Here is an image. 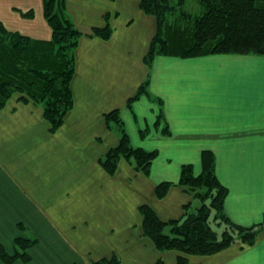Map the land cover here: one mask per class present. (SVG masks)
<instances>
[{
    "label": "crops",
    "instance_id": "crops-1",
    "mask_svg": "<svg viewBox=\"0 0 264 264\" xmlns=\"http://www.w3.org/2000/svg\"><path fill=\"white\" fill-rule=\"evenodd\" d=\"M65 7L82 36L74 53V104L63 125L49 133L42 108L19 102V95L0 110V242L11 248L20 236L38 241L29 262L13 264H74L73 247L76 257L87 258L84 264L113 255L122 264H176L178 253H160L143 236L138 207L150 206L162 221L181 218L189 203L191 211L195 201L176 184L184 164L201 173L202 151L215 156L229 220L241 227L263 223L264 56H156L148 68L143 57L156 22L139 0H66ZM0 23L34 40L52 35L43 0H0ZM106 25L108 40L92 35ZM148 78L149 96L128 108ZM115 109L131 146L158 152L148 176L125 160L113 176L99 165L118 143L103 118ZM246 152L257 158H245ZM165 181L175 185L157 199L154 188ZM71 235L82 244H72ZM188 264H264V231L252 246L235 243L212 256L189 257Z\"/></svg>",
    "mask_w": 264,
    "mask_h": 264
},
{
    "label": "trees",
    "instance_id": "trees-1",
    "mask_svg": "<svg viewBox=\"0 0 264 264\" xmlns=\"http://www.w3.org/2000/svg\"><path fill=\"white\" fill-rule=\"evenodd\" d=\"M198 3L200 12L192 14L184 10L185 0H139L141 11L153 16L156 22L154 36L143 57L148 68L156 56L180 59L210 55L264 56V0H198ZM65 5L66 0H43L44 17L52 31L47 41L7 31L0 23V110L12 96L19 95V102L42 108L51 134L60 129L73 108L74 53L82 36L69 18ZM111 32L106 25L93 29L92 35L108 40ZM148 85L149 78L127 100L128 108L141 96H149ZM154 100L161 105L160 100ZM103 118L108 130L116 129L118 143L98 161L101 168L112 176L117 172L119 161L125 160L135 171L148 176L158 152L131 146L118 109L104 114ZM160 120H163L161 110L156 124ZM140 133L143 137L146 130ZM163 133H168L167 127ZM200 163L198 175L194 174L191 164L182 165L176 184L195 201L191 211L189 203L184 206L181 218L162 221L150 206L142 204L138 207L143 236L160 253H178L176 264H188L189 257L215 255L235 243L242 247L252 246L264 231V222L241 227L229 220L223 209L227 189L215 174L213 152L202 151ZM174 185L166 181L157 184L155 197L165 198ZM213 225L222 228L220 236ZM18 226L24 229L21 224ZM37 242L35 237L20 236L14 239L11 249L0 242V264L29 262V250ZM90 264L122 262L113 255ZM156 264L162 263L158 260Z\"/></svg>",
    "mask_w": 264,
    "mask_h": 264
},
{
    "label": "rangeland",
    "instance_id": "rangeland-1",
    "mask_svg": "<svg viewBox=\"0 0 264 264\" xmlns=\"http://www.w3.org/2000/svg\"><path fill=\"white\" fill-rule=\"evenodd\" d=\"M184 10L189 12V13H192V14H198L200 12V5L198 3V0H185V6H184ZM245 158H257V153L256 152H246L245 153ZM106 173V172H105ZM107 174V173H106ZM110 176V175H109ZM113 176V175H112ZM156 187V186H155ZM155 189V188H154ZM198 204V203H197ZM213 229L216 230L218 236H220L221 234V231H222V228H218L217 226H214L213 225ZM70 236V235H69ZM71 241H72V244L78 246V245H81L82 244V237L81 236H75L73 237L71 235ZM71 241H69V243H71ZM152 243V242H151ZM153 245V244H152ZM8 247V246H7ZM6 247V248H7ZM12 247V246H11ZM74 249H72L71 253L75 256H73L72 258L74 259H78V261H76V263L74 264H84V261H87V258L84 257H81V259L76 255H79L76 253L77 251V247H73ZM7 249H11V248H7ZM34 247H32L30 250H29V254L32 258V254H33V251H34ZM76 250V251H75ZM78 252V251H77ZM40 253H43V252H40ZM118 257V256H117ZM83 258V259H82ZM119 258V257H118ZM120 259V258H119ZM121 260V259H120ZM122 261V260H121ZM19 262V261H18ZM53 262V261H52Z\"/></svg>",
    "mask_w": 264,
    "mask_h": 264
}]
</instances>
